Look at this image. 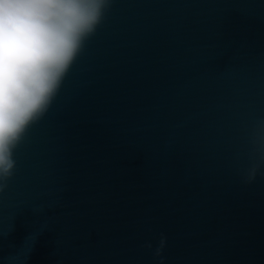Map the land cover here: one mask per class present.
<instances>
[{
	"label": "water",
	"instance_id": "1",
	"mask_svg": "<svg viewBox=\"0 0 264 264\" xmlns=\"http://www.w3.org/2000/svg\"><path fill=\"white\" fill-rule=\"evenodd\" d=\"M0 188V264H264V0H112Z\"/></svg>",
	"mask_w": 264,
	"mask_h": 264
},
{
	"label": "clouds",
	"instance_id": "2",
	"mask_svg": "<svg viewBox=\"0 0 264 264\" xmlns=\"http://www.w3.org/2000/svg\"><path fill=\"white\" fill-rule=\"evenodd\" d=\"M112 0H0V188Z\"/></svg>",
	"mask_w": 264,
	"mask_h": 264
}]
</instances>
